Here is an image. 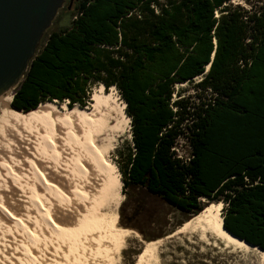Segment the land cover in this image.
Returning <instances> with one entry per match:
<instances>
[{"label": "trees", "instance_id": "obj_1", "mask_svg": "<svg viewBox=\"0 0 264 264\" xmlns=\"http://www.w3.org/2000/svg\"><path fill=\"white\" fill-rule=\"evenodd\" d=\"M230 1L69 0L71 21L41 39L11 105L83 107L92 86L114 85L131 119L125 187L191 216L200 197L222 201L224 228L264 251V4ZM200 75L196 103L174 91Z\"/></svg>", "mask_w": 264, "mask_h": 264}, {"label": "bare ground", "instance_id": "obj_2", "mask_svg": "<svg viewBox=\"0 0 264 264\" xmlns=\"http://www.w3.org/2000/svg\"><path fill=\"white\" fill-rule=\"evenodd\" d=\"M177 84L182 85L184 82ZM10 101L11 92L0 98L2 123L0 129L3 132L6 127H10L14 132L16 130V134L20 135L17 137L21 139L24 138L21 130L28 135L26 139L33 147L31 148L33 157L26 156L23 162L32 179L31 185L29 184L27 188L29 202L33 210L41 216L39 219L43 230L45 233L48 232L49 236L51 234L55 243H50L52 238L41 240L37 237L34 232L38 218L30 216L28 210L24 211L20 202L14 206L13 203L11 205L1 199L2 218L15 229L23 242L16 240L12 244L9 239L1 238L0 264H105L113 261L111 255L118 253L125 237L133 232L116 227V213L111 212V208L118 207L121 200L119 170L110 159L107 144H110L111 138L106 134L115 128L108 122L114 100L103 90L102 83H99V86L90 89L87 105L83 107L76 104L70 107L66 102L59 106V103L56 104L53 100L40 102L29 111H21L12 108ZM100 116L101 119H107L98 120ZM96 126H100L102 130L96 129ZM105 127L107 129L103 133ZM64 145L69 151L64 149ZM2 165L8 175H11L10 178L23 179L21 173L15 172L7 161L4 160ZM46 172L53 173L58 178L46 175ZM49 199L55 200L59 205L65 204L66 210L69 209L65 214L68 222L66 221L64 228L57 222L56 216L47 211L50 209ZM200 200L204 201L205 197H200ZM45 201L48 204L47 208ZM17 207L21 209V213L16 212ZM222 215L220 205L206 202L197 214L185 221L173 234L185 233L188 239H195L204 244L219 241L225 248L244 251L256 249L264 260L263 250L224 228ZM162 239L144 242L134 264H159L157 249ZM39 246L40 250L32 252L31 248L37 249Z\"/></svg>", "mask_w": 264, "mask_h": 264}, {"label": "rangeland", "instance_id": "obj_3", "mask_svg": "<svg viewBox=\"0 0 264 264\" xmlns=\"http://www.w3.org/2000/svg\"><path fill=\"white\" fill-rule=\"evenodd\" d=\"M68 3L69 0H66L63 6L60 9H58L54 19L52 20V23L46 29V32H44L45 34H43L44 36H42L41 38L42 42L44 41L45 37L49 34V32L57 30L69 24L73 15H72V9L71 8L68 9L67 6ZM229 3L232 5L238 4L240 7L252 11L254 9H258L259 6L264 4V0H234V1H230ZM199 80L200 78L196 76L191 80V82L190 81L184 82V84L182 85L175 84L174 91L176 92L180 91L179 94L181 95V97H189L191 101L196 103L199 100L197 95H202V94L196 88H194L193 85ZM94 86L95 87L99 86V84H95ZM111 86L108 88H105L103 86V90L106 92L108 96L112 98V100H114V105H112L111 113L108 117L109 118L108 122L110 126H114L115 128L110 129L108 132H106L105 130L107 129V127H105L103 128L104 132L103 131L102 132L103 133L106 132L108 137L111 138L110 144H107V147H109L108 152L110 151L109 155L111 161L116 165L117 169L119 170L120 193H121V200L118 203V207L115 206L114 208H111V212L116 213V224H115L116 227L129 229L134 233L131 232L129 236L125 237V240H123L122 246L119 249L118 253L111 255V257L114 258V260L105 264H134L137 256L141 252L143 243L155 241L159 238L161 239L163 238L160 242V245H158V249H157L159 264H259L260 262L261 264H264V260L261 258L260 252L256 249H247L246 251H244L242 249L239 250L234 248H225L219 241L215 242L214 244L212 242L211 244H204L196 241L195 239H188L185 233L173 234V232L178 227H180L183 223H185V221H187L192 216L181 212L178 208L167 204L159 197L151 195L144 189H140V188L129 189L125 187V185L123 184V174L120 171V166L122 161L121 155L125 153L128 150V148L132 146L131 119L129 118V115L126 111L125 101L123 100L117 87L114 86L112 88ZM176 97L177 94L175 93L173 95V98ZM64 102L68 103L67 100H64L62 102H58L55 100V103L56 104L59 103L58 104L59 106ZM104 119H101L100 116V119L98 120H104ZM1 126L2 123L0 121V127ZM6 128L7 129L3 131L4 134L0 129V133H1L0 136L2 135L0 137V151H1L0 152V194H1L0 200L1 199L5 200L10 204L13 203L14 206L18 202H20L21 208L24 209V211L28 210L29 215L31 214L30 216H35V218L36 217L38 218V219L36 218L37 219L35 225L36 232H34L37 235V237L40 238L41 240H43L44 238L51 239L52 238L51 234L49 236V233L48 232L45 233V231L43 230L42 222L39 219V217L41 216L36 211L33 210L34 208L30 205L31 202H29L30 201L29 191L27 188L28 186L31 185L32 179L30 178L31 176L29 175V171L25 170L27 169V167L25 166V163L23 161L26 156L31 158L33 157L32 155L33 153L31 154L32 152L31 148L33 147L29 145V143L31 144V142L28 139H26L28 135L23 130H21L22 133L21 132L20 133L24 134V138L21 139L18 138L20 137V135L16 134V130L14 132L12 128L10 127H6ZM96 129H101V127L99 126ZM2 146L3 148L7 149V151L1 148ZM174 147H175V151H174L175 154L180 155L181 159H187L189 157V152H190L189 145L185 138L183 137L178 138ZM26 148L28 149L25 150ZM13 149L16 150L14 151ZM64 149L68 150L66 146L64 147ZM12 150L14 152H12ZM13 157H15V159ZM4 160L11 164L15 172L21 173V177H23V179L22 178L20 179L21 181L19 179L16 180L13 177L10 178L11 175H8L9 173L7 172L6 168L4 169L2 165V162H4ZM59 174H61V172ZM46 175H53L54 177H57L53 173L50 174L46 172ZM19 185H22V187ZM12 195L13 197H11ZM49 201L48 202L50 209L48 210L46 209V210L49 211L51 215L56 216L55 218L57 222L60 223V226L62 225V227L64 228V224L66 223V221L68 222V218L66 217L65 214L69 212L68 211L69 209L66 210L65 204L59 205V203L55 202V200L53 199H49ZM201 202L203 203V205H205L206 202H209L214 205H220L222 207V214L224 212L225 204L222 201L214 202L205 197V200ZM51 204H53V206ZM45 205L47 208L48 204L46 203V201H45ZM20 211H21L20 208L16 209L17 213ZM0 216H1L0 239L1 238L9 239L10 242H12V244L15 243L16 240L23 242V240L20 237H18V235L16 234L15 229L11 227L10 224L4 220V218H2L3 216L1 214ZM1 218L4 220V222L1 220ZM125 218L129 219V223L132 224V227L123 224ZM10 227L12 228V230ZM169 234L172 235L170 237L165 238V236ZM6 236L9 238H7ZM12 240H14V242ZM50 241H51L50 243H55V240L53 238ZM50 247L54 249L53 246ZM36 248L37 249H35V247L31 248L32 252L40 250L41 246ZM37 253L36 255H39ZM105 260H108V258H105Z\"/></svg>", "mask_w": 264, "mask_h": 264}, {"label": "water", "instance_id": "obj_4", "mask_svg": "<svg viewBox=\"0 0 264 264\" xmlns=\"http://www.w3.org/2000/svg\"><path fill=\"white\" fill-rule=\"evenodd\" d=\"M64 2L0 0V98L9 92L13 95L44 32ZM10 106L14 108L11 103Z\"/></svg>", "mask_w": 264, "mask_h": 264}, {"label": "flooded vegetation", "instance_id": "obj_5", "mask_svg": "<svg viewBox=\"0 0 264 264\" xmlns=\"http://www.w3.org/2000/svg\"><path fill=\"white\" fill-rule=\"evenodd\" d=\"M66 1V0H65ZM124 225L126 226H131L132 227V224L129 223V219L128 218H125L124 219V222H123ZM150 241V240H149Z\"/></svg>", "mask_w": 264, "mask_h": 264}, {"label": "built area", "instance_id": "obj_6", "mask_svg": "<svg viewBox=\"0 0 264 264\" xmlns=\"http://www.w3.org/2000/svg\"><path fill=\"white\" fill-rule=\"evenodd\" d=\"M207 68H208V67H206L205 71L207 70ZM197 77L201 78V75H200V76H197ZM188 145H189V144H188ZM172 149L175 151V147H174V146L172 147ZM190 149H191V147H190V145H189V151H190ZM176 156H177L178 158L181 159L180 155L176 154Z\"/></svg>", "mask_w": 264, "mask_h": 264}]
</instances>
